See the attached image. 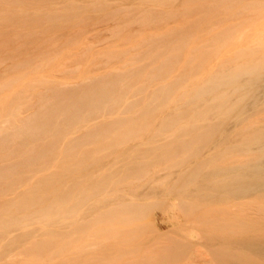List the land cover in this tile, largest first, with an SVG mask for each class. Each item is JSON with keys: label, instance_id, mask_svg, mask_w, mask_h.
I'll use <instances>...</instances> for the list:
<instances>
[{"label": "bare ground", "instance_id": "obj_1", "mask_svg": "<svg viewBox=\"0 0 264 264\" xmlns=\"http://www.w3.org/2000/svg\"><path fill=\"white\" fill-rule=\"evenodd\" d=\"M246 1L130 0L51 52L84 6L0 0V264H264V127L225 129L264 109V54L199 32Z\"/></svg>", "mask_w": 264, "mask_h": 264}, {"label": "rangeland", "instance_id": "obj_2", "mask_svg": "<svg viewBox=\"0 0 264 264\" xmlns=\"http://www.w3.org/2000/svg\"><path fill=\"white\" fill-rule=\"evenodd\" d=\"M62 1L63 0H54V3L52 4H54L57 7L61 5ZM71 1L75 4L84 6V9L82 10L83 14L78 15V19L76 20L70 21L68 19H65L61 22L58 21V23L64 22L63 26L56 28L57 30L56 33H53L50 35L47 33L48 35L47 34L46 35L48 37L46 35H43V36L34 35L33 43L40 44L39 45L41 46L40 50H43L46 47L50 48L51 44L55 45L56 47L66 46V48H68L73 41H75L74 43L78 42L74 46V48H78L82 43H85L86 41L94 40L92 39V37L94 35H97L99 30H101L106 25H109L112 22H114L115 19L119 18V16H117V17H113L112 19V17H109L104 13L105 11L106 12L114 11L113 9H116L120 5L128 9H130V7L132 6V4L130 3V0H103L107 3V7H105L104 10L102 9L95 10L94 4H91L93 3L94 0H71ZM180 3L181 1H174L173 7L174 8L177 7ZM246 4L248 5V10L245 11L239 17L237 16L235 18L236 20L234 19L225 20L226 18L224 17V14L218 11L217 17L219 19L225 20L220 25V27L215 28V29L213 28L209 32L205 30L199 31L203 39H209L214 35L215 31H217L218 29H221L222 27L227 26V25L232 26L233 24L237 22H242V25H239L238 27H233L234 29H236L235 30L236 34L234 35L236 39L233 40L230 45L224 47V49L221 51V55L219 56L218 59H216L217 62L220 60V58L224 54L229 55L232 50H235L241 46L247 47L249 50L254 51L253 52L254 55H250L249 59L258 58L264 54V42L261 43L260 41L264 37V0H247ZM56 11L59 14L61 10L58 9ZM257 16L258 18H255ZM43 38L46 41H44ZM40 39H43V40L41 41ZM50 40H52V43H50ZM20 44H21L20 40L12 39V41H9L7 38H5V35L3 36L0 34V58L7 59L10 56L9 49H14L17 47L19 48ZM232 46L234 47V49H231ZM98 48L99 46L95 47L94 49L96 50ZM49 50L53 52L51 48ZM82 68H85V66ZM262 98H263V92L260 91L259 99L261 100ZM250 115H251L250 116L251 118L248 124H244V125L241 124L238 127H234L235 123L233 120H231L229 124L226 126L227 128L225 129H228L229 132L232 131L235 134L236 133L240 134V132L257 130V129H261L264 127V109H257V110L251 109ZM234 138H237V137H234ZM253 156L255 155L246 156V157L240 156L238 157V159L246 160L248 159V157L251 158ZM168 220H170V216ZM8 260H12V258H9ZM199 262H200L199 257H194V258L192 257L186 260L187 264H197Z\"/></svg>", "mask_w": 264, "mask_h": 264}]
</instances>
